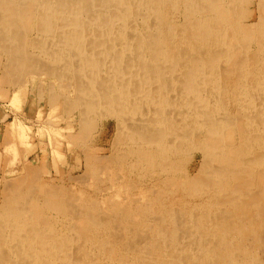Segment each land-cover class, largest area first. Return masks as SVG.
I'll return each instance as SVG.
<instances>
[{
    "label": "bare ground",
    "instance_id": "6f19581e",
    "mask_svg": "<svg viewBox=\"0 0 264 264\" xmlns=\"http://www.w3.org/2000/svg\"><path fill=\"white\" fill-rule=\"evenodd\" d=\"M8 87L0 264H264V0H0Z\"/></svg>",
    "mask_w": 264,
    "mask_h": 264
},
{
    "label": "rangeland",
    "instance_id": "374dc122",
    "mask_svg": "<svg viewBox=\"0 0 264 264\" xmlns=\"http://www.w3.org/2000/svg\"><path fill=\"white\" fill-rule=\"evenodd\" d=\"M9 89H0V97H1V101H0V110L3 111L4 114L0 115V125H3L2 123L4 122V117L6 116V114L9 116V114L12 116V114H14L15 116H25V120H28L29 122H25V124L27 125V131H26V134L28 135V138L32 141V142H29L28 143V146H27V153H26V158L29 159V158H33L35 157L39 152H40V147H38V140L40 139L39 137L42 136L43 133H37L38 132V129H40L41 127L38 126L37 124V121L39 120V118L37 117V111H36V105H35V90L33 89L32 90V93L31 92V89H26V88H20V89H10V87H8ZM22 90H26V91H30L29 93L32 94V95H28L27 97V101L24 99L23 95L22 94ZM11 91V93H10ZM19 91V92H17ZM14 92H17L16 94H18V97H14L13 94ZM4 94V96H3ZM6 94V95H5ZM46 95V94H44ZM21 96V98H20ZM29 96H30V99H29ZM33 99V100H31ZM30 100V101H29ZM28 101L30 103H28ZM33 102V104H31ZM28 103V104H27ZM33 108V109H31ZM28 112V113H27ZM30 112V114H29ZM26 114V115H25ZM30 115V116H29ZM3 117V118H2ZM20 119V117H18ZM5 120L6 122L9 120L8 117H5ZM59 125L60 126H63L65 125V122L64 120L62 119V116L61 114L59 113ZM34 127V128H33ZM113 134V123L110 122L107 127H106V131H105V134L103 136V140L101 143H103L105 149H109L110 145L112 144V139H111V135ZM44 135V141H48V142H51L53 140H59L60 137L59 136H56V135H52V134H43ZM46 136V137H45ZM48 139V140H47ZM29 140V141H30ZM111 140V141H110ZM46 142V143H48ZM32 145H31V144ZM0 153H3V149L1 148V145H0ZM53 154L52 152H48L47 154V159H48V164H50L51 162V159L53 158ZM57 158H59L61 155H57ZM1 159V158H0ZM4 159V157H2L1 161ZM38 164H36L37 166ZM79 175V172L76 173L75 176H78ZM1 174H0V188H2V179H1ZM78 183V182H77ZM88 186H86L85 188H83L84 192L88 195V193L90 194V188L91 186H95V185H98L96 184L94 181H89L88 183ZM104 185H100L99 187H102ZM124 188H119V187H116L112 190V192L115 194V195H118V196H125L127 199H129V197L131 196L129 194V190L128 192L123 190ZM118 190V191H117ZM165 192L167 193L166 197H171L172 194H169L170 190L169 189H164ZM167 190V191H166ZM124 194V195H123ZM171 195V196H170ZM127 199L123 200L121 197L119 200L123 201V202H126Z\"/></svg>",
    "mask_w": 264,
    "mask_h": 264
}]
</instances>
